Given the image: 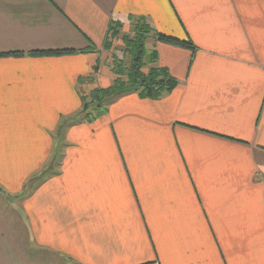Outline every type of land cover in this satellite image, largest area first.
<instances>
[{
  "label": "crops",
  "instance_id": "crops-1",
  "mask_svg": "<svg viewBox=\"0 0 264 264\" xmlns=\"http://www.w3.org/2000/svg\"><path fill=\"white\" fill-rule=\"evenodd\" d=\"M132 18L194 49L87 122ZM0 264H264V0H0Z\"/></svg>",
  "mask_w": 264,
  "mask_h": 264
},
{
  "label": "trees",
  "instance_id": "trees-1",
  "mask_svg": "<svg viewBox=\"0 0 264 264\" xmlns=\"http://www.w3.org/2000/svg\"><path fill=\"white\" fill-rule=\"evenodd\" d=\"M133 20L135 22L131 32L121 38L124 57L114 58L112 62V71L115 75L113 85L105 91L96 92V95L90 98L97 104L89 105L87 99L84 101L82 115L87 122L104 115L106 113L105 103L117 96L136 93L142 99L159 100L178 85V81L171 76L167 68L155 64L159 56L156 51L148 49L147 40L154 35L162 43L188 49H194L193 43L190 40L155 34L143 18ZM119 31H121V25L113 24L109 32L110 39L117 38ZM105 47L110 50L111 41ZM127 58L128 63L127 61L122 62ZM90 106L94 107V112L89 111Z\"/></svg>",
  "mask_w": 264,
  "mask_h": 264
},
{
  "label": "rangeland",
  "instance_id": "rangeland-1",
  "mask_svg": "<svg viewBox=\"0 0 264 264\" xmlns=\"http://www.w3.org/2000/svg\"><path fill=\"white\" fill-rule=\"evenodd\" d=\"M128 31V30H127ZM121 34H123V33H121V31H119V35H118V37L117 38H112L111 40L113 41V42H115V41H117L116 42V46H115V49H114V51H111V57H112V60L114 59V58H123L124 57V55H123V47H122V43H120L121 42ZM123 35H125V33L123 34ZM118 43V44H117ZM115 44V43H114ZM120 56V57H119ZM123 61H127V63H128V58L125 60H122V62ZM88 103H89V105L92 103V104H97L96 102L94 103L93 102V100H91V99H89V101H88ZM91 108L89 109V111L90 112H94V107L93 106H90Z\"/></svg>",
  "mask_w": 264,
  "mask_h": 264
}]
</instances>
